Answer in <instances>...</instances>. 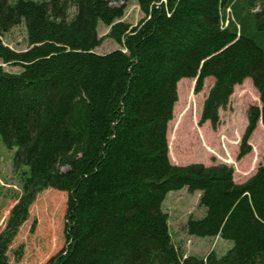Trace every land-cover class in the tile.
I'll use <instances>...</instances> for the list:
<instances>
[{
	"label": "trees",
	"instance_id": "16d2710c",
	"mask_svg": "<svg viewBox=\"0 0 264 264\" xmlns=\"http://www.w3.org/2000/svg\"><path fill=\"white\" fill-rule=\"evenodd\" d=\"M129 1L0 0V60L22 68L0 64V138L17 148L16 170L28 168L0 232V264L50 187L68 199L66 246L47 264H264V164L237 183L227 163L171 162L168 144L183 78L195 93L214 78L199 120L213 128L250 78L261 106L248 109L237 160L252 151L264 125V0H137L136 25L123 20ZM100 22L121 48L96 51ZM21 24L29 47L17 51L2 37ZM183 188L200 192L203 209L185 230L232 241L226 253L185 255L174 243L163 204Z\"/></svg>",
	"mask_w": 264,
	"mask_h": 264
},
{
	"label": "rangeland",
	"instance_id": "374dc122",
	"mask_svg": "<svg viewBox=\"0 0 264 264\" xmlns=\"http://www.w3.org/2000/svg\"><path fill=\"white\" fill-rule=\"evenodd\" d=\"M12 4L16 0H9ZM113 4L118 2L113 1ZM70 15L75 13L71 5ZM144 13L137 0H130L123 20L136 25ZM108 26L99 23L98 33L103 37L102 44L96 48L98 53H107L121 48L112 38L106 35ZM4 43L11 48L22 51L29 47V41L24 24L12 28L2 37ZM0 64L7 71L20 72L18 65ZM186 79L178 86V101L174 109V117L168 124L169 158L178 165L202 162L206 165L227 163L234 166L240 173L237 160L242 135L248 124V109L251 105L261 106L259 92L252 80L247 78L242 84L236 85L228 105L221 108L220 123L213 128L210 121L199 124L202 108L214 78L204 81L201 92L195 93V79ZM182 80V79H181ZM176 136L175 141H171ZM255 145L254 160L264 159V125L259 123L253 135ZM17 148L9 149L0 138V232L5 227L6 219L17 198L22 193V173L28 168L16 170L13 159ZM172 150V154H170ZM252 152V151H251ZM251 152L249 154H251ZM247 154L244 162L251 159ZM258 154L260 158L258 159ZM255 168H251L252 172ZM199 191L189 192L186 188L171 191L163 204V209L169 214L170 231L174 243L185 255H205L214 250L218 254L226 253L233 242L217 237H198L189 235L185 224L192 214L201 217L203 209L199 207ZM68 194L55 188H46L37 194L29 210V218L25 221L13 241L7 255L8 264H47L50 259L66 246L65 227Z\"/></svg>",
	"mask_w": 264,
	"mask_h": 264
},
{
	"label": "crops",
	"instance_id": "0c3cea01",
	"mask_svg": "<svg viewBox=\"0 0 264 264\" xmlns=\"http://www.w3.org/2000/svg\"><path fill=\"white\" fill-rule=\"evenodd\" d=\"M261 123V122H259ZM258 123V124H259ZM252 139V138H251ZM250 143L254 149L255 145L253 144L252 140H250ZM253 151L251 152V154L248 155V157H250V155L252 156L253 155ZM246 157H243V161H241V163L239 162V165H240V173L238 174L237 172L234 173V180L237 182V183H243L245 182L247 179H249L253 174H255L258 166L260 164H264V159L263 160H257V162H255L254 158L255 156H252L251 159H248L247 162H244ZM260 158V155L258 154V159ZM176 164V163H175ZM251 168H255L252 172H250V169ZM200 195V193H199ZM218 238V236H217Z\"/></svg>",
	"mask_w": 264,
	"mask_h": 264
}]
</instances>
